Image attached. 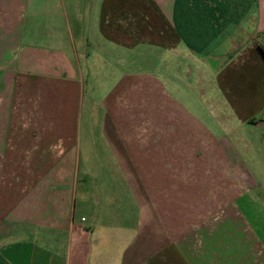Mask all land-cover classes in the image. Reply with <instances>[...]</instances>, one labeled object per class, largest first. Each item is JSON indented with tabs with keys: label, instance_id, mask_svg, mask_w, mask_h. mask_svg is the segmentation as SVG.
Returning <instances> with one entry per match:
<instances>
[{
	"label": "crops",
	"instance_id": "1",
	"mask_svg": "<svg viewBox=\"0 0 264 264\" xmlns=\"http://www.w3.org/2000/svg\"><path fill=\"white\" fill-rule=\"evenodd\" d=\"M64 2L0 0V157L9 140V115H35L42 121L43 147L53 144L58 149L54 159L44 148L42 155L27 163L28 168L44 171L27 179L30 184L24 190L14 172L10 181H0V264H264V240L239 210L226 212L232 196L247 191L237 174L235 192L225 190L217 196L225 200L218 212L227 218L217 227L203 229L205 236L197 241L200 250L195 251L193 235L185 242L169 233L163 204L158 202L163 200L161 175L150 172L153 167L148 160L138 166L118 123V115H131L119 106L126 103L121 93L138 88L134 103L140 104L141 113L194 121L200 135L209 137L211 143L214 140L208 149L211 159L214 151L213 161L210 159L214 173L226 172L229 166L220 156L226 140L221 136L233 131L222 128L220 121L231 118L240 127L250 125L251 133L253 127L264 131L260 118L264 112V59L257 48L259 43L264 45V21L260 22L258 1L219 0L221 7L236 11L230 19H222L223 32L217 33L207 25L212 19L196 16V8L211 7L212 0H96L82 45L84 66L92 72L102 60L119 74L109 86L101 85L105 88L102 97H94L96 85L86 92L85 109L80 107L83 85L65 55L76 51L74 37L65 21L61 29L52 25L53 12L63 15ZM197 24H203L206 33L197 35ZM142 48H155L160 75L131 67L121 56ZM197 55L211 63H200ZM184 59L204 66L203 71L213 75L220 88L222 119L216 126L222 132L217 135L192 114L174 112L182 106L168 96L165 87L191 86L188 78L181 81L178 77ZM122 71L136 74L123 80ZM151 71L156 72L153 80L147 75ZM167 73H172L170 83L164 80ZM231 73H235L236 88L243 91L240 95L227 80ZM203 86L208 88L206 82ZM12 127L16 143L20 134ZM14 166L18 168L19 163ZM81 167L90 169L95 178L84 177L85 188L79 191ZM99 183L115 187L107 199H124L127 190L129 198L137 200L134 228L122 216L113 225L115 213L110 210L102 223L96 209L87 216L82 211L89 204L97 205L100 197L91 188ZM149 230L155 237L150 251Z\"/></svg>",
	"mask_w": 264,
	"mask_h": 264
},
{
	"label": "rangeland",
	"instance_id": "2",
	"mask_svg": "<svg viewBox=\"0 0 264 264\" xmlns=\"http://www.w3.org/2000/svg\"><path fill=\"white\" fill-rule=\"evenodd\" d=\"M212 1L211 7L206 9L197 7L196 16L200 19H204V16L212 19L213 23L207 25L213 31L222 33L224 27V24H221L222 19H230L231 16H235L236 9H225L221 7L219 0ZM257 1L260 6L258 9V14L261 17L260 22H263L264 0ZM94 6H96V0H65L64 7L61 8L63 15L53 12L52 17L53 27L61 29L63 27L62 23L65 21L67 30L74 37L76 51L72 52V55L71 53L67 55L65 52V55L71 62L75 71L74 74L81 83V87L83 85L80 101V107L83 109L87 106L86 92L89 93L92 86H97V89H95L97 93L94 97L98 99L105 92V88L101 85L109 86L113 79H117L119 74V71L115 70L111 63L105 64L102 60L98 62L92 72L87 71L84 66L85 56L82 52L84 48L82 45L88 35L89 19ZM252 9L255 11V8H249V10ZM203 26V24L196 25L197 35H203L202 32L206 33V28ZM121 56L125 59L127 65L131 67L154 70L159 75L161 73L162 69L157 65L159 57L155 48H150L148 51L142 48ZM196 58L200 63H211L204 55H197ZM202 67L204 66H199L193 61L184 59V62L179 66L181 71H179L178 77L181 81L188 78L191 86L187 88L180 87V89L165 87V91L168 96L174 98L182 106L181 110L176 109L174 111L176 115L192 114L201 123L211 128L214 135H217L222 132L221 129L217 128L216 122L222 119L220 116L222 110L220 100L223 96L213 75L211 76V74L203 71ZM155 73L153 71L148 72V79L153 80ZM123 74H125L123 80H127L132 79V75L136 73L122 71L121 75ZM171 74H165L164 80L170 83ZM234 74L231 73L227 80L230 84L233 83V92L240 95L243 91L236 88V81L233 80ZM205 82L208 88L203 86ZM212 82H214V85H211ZM139 91L138 88L133 87L121 93V96L126 98V103L119 106L125 111L130 110L131 115H118V118L121 117L118 123L126 136V140L134 150L133 157L138 166L148 160L151 162L149 165L153 167L149 169L150 172L152 171L154 176L155 174L161 175L164 187L163 200L158 202L163 204L161 208L163 221L169 233H173L172 235L176 240L184 239L185 242L193 235L190 238L195 241L196 247L194 250H200L197 241L201 240V237L204 238L203 229L217 227L227 218L225 214L218 212L225 200L217 196L225 190L228 193L235 192V174H237L239 182L244 185L247 191L233 195L232 202L230 199L227 201L232 204L231 207L226 208V212L233 214L236 209L239 210L244 219L254 228L256 235L264 240V131H257L258 128L251 127L254 130L251 133L250 125L240 127L231 118L220 121L222 128L231 129L233 132L221 136L226 140V144H224L223 154L221 153L220 156L229 167L226 172H217L216 174L214 173V165L211 162L214 159V151L212 159L208 154L209 144L214 143V140L211 143L209 137L200 135V128L195 125L194 121L187 123L181 117L175 115H144L141 113L140 104L138 102L134 103L139 97ZM209 91H212V93H209ZM133 97H135V100L132 99ZM93 107L95 108V106ZM34 117L35 115H9L7 123L9 133L7 139L9 138V140L6 143L3 157H0V177L3 178L0 181H10L13 172L19 174L20 190H24L30 184L27 179L36 178L44 171L43 168L38 167L31 168L29 166L28 168L27 163L34 156L37 159L39 155H42L44 148L46 153L53 159L56 158L55 155L58 152L53 144H47L43 147L41 141L42 130L40 129L42 121ZM217 118L219 119L217 120ZM260 118L263 120L264 112ZM12 123L14 127H12ZM11 127L16 128L17 131L19 130L20 139L16 143L10 133ZM174 128L175 132L172 134L171 131ZM16 163H19L18 168L14 166ZM156 164L158 165L157 168ZM89 170L82 167L79 169V191L85 188L82 183L84 177L95 178ZM28 171H30V174L27 173ZM97 175L101 176L98 172ZM25 180L28 182L24 183ZM91 189L93 190L91 192L97 197L99 196L100 200L96 202L95 207L89 204L84 209L82 208L86 216L90 214L92 209H96L97 214L100 215L101 213L102 215L100 221L102 223L103 219L106 220V212L110 210L115 213L114 219H112L113 225L122 216L131 227L136 226V207H138V204L136 199L129 198L127 190L125 192L126 197L117 201L107 199L110 191L115 189L113 185L99 183L94 184ZM118 192L122 193L121 190ZM258 209L259 213L257 212ZM147 235L148 251H150L152 249L150 241L152 238L155 240V237L152 230H149ZM194 250L192 249V251Z\"/></svg>",
	"mask_w": 264,
	"mask_h": 264
},
{
	"label": "trees",
	"instance_id": "3",
	"mask_svg": "<svg viewBox=\"0 0 264 264\" xmlns=\"http://www.w3.org/2000/svg\"><path fill=\"white\" fill-rule=\"evenodd\" d=\"M257 48L259 49V51L261 52L262 56H263V59H264V45L259 43L257 45Z\"/></svg>",
	"mask_w": 264,
	"mask_h": 264
},
{
	"label": "built area",
	"instance_id": "4",
	"mask_svg": "<svg viewBox=\"0 0 264 264\" xmlns=\"http://www.w3.org/2000/svg\"><path fill=\"white\" fill-rule=\"evenodd\" d=\"M262 121H263V123H264V118H263V120H262Z\"/></svg>",
	"mask_w": 264,
	"mask_h": 264
}]
</instances>
